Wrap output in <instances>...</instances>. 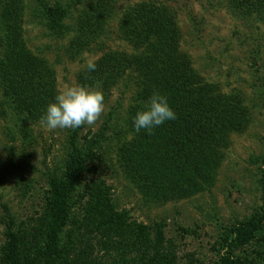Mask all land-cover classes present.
Segmentation results:
<instances>
[{
    "label": "rangeland",
    "instance_id": "rangeland-1",
    "mask_svg": "<svg viewBox=\"0 0 264 264\" xmlns=\"http://www.w3.org/2000/svg\"><path fill=\"white\" fill-rule=\"evenodd\" d=\"M50 5L67 9L61 34ZM18 49L13 88L5 69ZM74 86L102 91L104 112L92 126L47 128L46 106ZM154 92L176 113L156 140L133 127ZM77 150L81 184L103 179L118 210L172 241L178 264H218L235 228L264 217V14L230 0H0V264L11 228L40 239L52 181ZM167 155L179 183L194 172L189 189L150 180ZM232 250L238 264H264V229Z\"/></svg>",
    "mask_w": 264,
    "mask_h": 264
},
{
    "label": "trees",
    "instance_id": "trees-1",
    "mask_svg": "<svg viewBox=\"0 0 264 264\" xmlns=\"http://www.w3.org/2000/svg\"><path fill=\"white\" fill-rule=\"evenodd\" d=\"M230 1L238 11L257 10L259 15L264 14V0ZM153 13L157 14L154 5L145 15L150 17ZM46 15L51 27L61 34L67 9L50 5ZM154 46H157V41ZM163 47L167 48L170 57L173 52H180L169 50L168 43L167 46H157L159 53L163 51ZM21 56L26 58V54L20 49L17 53H12L5 69V78L13 83V88H16L14 83L20 73V66L15 62ZM27 68V74L23 76L31 77V64ZM160 71H155L154 74L159 76ZM166 128V123L155 128L156 131L154 129L152 132L155 134L153 139L159 137L157 132L162 133ZM156 151L159 150H155V157ZM154 159L156 163L151 165L154 174L149 178H155L158 186L164 188L169 184L176 186L175 189L173 186V191L180 187L187 190L191 183L196 182L194 172L192 178L180 183L178 178L173 177L175 173L171 168V155ZM86 165L85 156L77 150L71 157L64 176L52 181L46 225L42 232H37L40 239L31 235L34 232L12 228L9 230L7 264H178L172 241L165 238L161 229L140 224L124 211L118 210L103 179L91 178L84 185L81 184ZM262 178L264 196V170ZM74 198L77 200L76 205L72 202ZM262 229L264 217L235 228V235L227 241L229 248L218 264H238L232 247L249 243L256 232Z\"/></svg>",
    "mask_w": 264,
    "mask_h": 264
},
{
    "label": "clouds",
    "instance_id": "clouds-1",
    "mask_svg": "<svg viewBox=\"0 0 264 264\" xmlns=\"http://www.w3.org/2000/svg\"><path fill=\"white\" fill-rule=\"evenodd\" d=\"M87 72L96 70L92 59L85 62ZM104 96L98 88L74 86L59 90L41 116V122L49 129H77L82 125L92 126L104 112ZM176 119V113L170 105L167 95L154 92L134 119V130L142 129L151 135L155 128L167 121Z\"/></svg>",
    "mask_w": 264,
    "mask_h": 264
}]
</instances>
